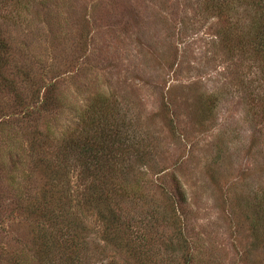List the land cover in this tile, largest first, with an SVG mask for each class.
I'll list each match as a JSON object with an SVG mask.
<instances>
[{
	"label": "rangeland",
	"instance_id": "374dc122",
	"mask_svg": "<svg viewBox=\"0 0 264 264\" xmlns=\"http://www.w3.org/2000/svg\"><path fill=\"white\" fill-rule=\"evenodd\" d=\"M262 5L0 0V264H264Z\"/></svg>",
	"mask_w": 264,
	"mask_h": 264
},
{
	"label": "trees",
	"instance_id": "16d2710c",
	"mask_svg": "<svg viewBox=\"0 0 264 264\" xmlns=\"http://www.w3.org/2000/svg\"><path fill=\"white\" fill-rule=\"evenodd\" d=\"M263 2V1H262ZM262 9H263V11H264V6L262 5ZM262 40L264 41V36H263V38H262ZM262 47V46H261ZM263 48V50H264V47H262ZM102 117V116H101ZM87 154V153H86ZM98 162V161H97Z\"/></svg>",
	"mask_w": 264,
	"mask_h": 264
}]
</instances>
